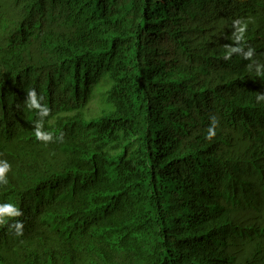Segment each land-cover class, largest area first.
I'll return each mask as SVG.
<instances>
[{"label": "trees", "instance_id": "1", "mask_svg": "<svg viewBox=\"0 0 264 264\" xmlns=\"http://www.w3.org/2000/svg\"><path fill=\"white\" fill-rule=\"evenodd\" d=\"M0 264H264V0H0Z\"/></svg>", "mask_w": 264, "mask_h": 264}, {"label": "clouds", "instance_id": "2", "mask_svg": "<svg viewBox=\"0 0 264 264\" xmlns=\"http://www.w3.org/2000/svg\"><path fill=\"white\" fill-rule=\"evenodd\" d=\"M247 57L246 56H244V59H246ZM211 126H213V125H211Z\"/></svg>", "mask_w": 264, "mask_h": 264}]
</instances>
